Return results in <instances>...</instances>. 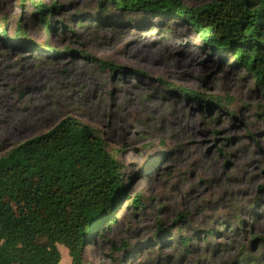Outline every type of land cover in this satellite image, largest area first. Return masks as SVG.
I'll return each mask as SVG.
<instances>
[{
	"label": "rangeland",
	"instance_id": "1",
	"mask_svg": "<svg viewBox=\"0 0 264 264\" xmlns=\"http://www.w3.org/2000/svg\"><path fill=\"white\" fill-rule=\"evenodd\" d=\"M39 4L60 7L56 29L42 27ZM0 31V157L71 116L123 166L116 223L96 232L87 261L264 264V83L254 74L181 19L105 12L100 0H0ZM181 89L213 97L211 111ZM58 248L59 264H72Z\"/></svg>",
	"mask_w": 264,
	"mask_h": 264
},
{
	"label": "trees",
	"instance_id": "2",
	"mask_svg": "<svg viewBox=\"0 0 264 264\" xmlns=\"http://www.w3.org/2000/svg\"><path fill=\"white\" fill-rule=\"evenodd\" d=\"M100 1L105 12L181 19L213 53L232 55L233 66L264 83V0H214L196 8L183 0ZM36 10L42 27L56 29L52 17L59 6L39 4ZM24 35L20 31L18 38ZM0 39L8 41L5 31ZM100 67L121 69L105 61ZM180 92L208 112L215 103L195 91ZM124 182L123 166L106 141L75 117L15 146L0 157V264H59L58 245L68 249L72 264H93L86 247L99 229L116 223ZM126 200L141 205L137 198ZM189 242L180 237L185 248Z\"/></svg>",
	"mask_w": 264,
	"mask_h": 264
},
{
	"label": "bare ground",
	"instance_id": "3",
	"mask_svg": "<svg viewBox=\"0 0 264 264\" xmlns=\"http://www.w3.org/2000/svg\"><path fill=\"white\" fill-rule=\"evenodd\" d=\"M164 49L166 48V45H164V47H163Z\"/></svg>",
	"mask_w": 264,
	"mask_h": 264
}]
</instances>
